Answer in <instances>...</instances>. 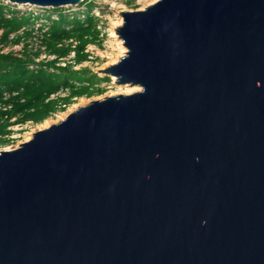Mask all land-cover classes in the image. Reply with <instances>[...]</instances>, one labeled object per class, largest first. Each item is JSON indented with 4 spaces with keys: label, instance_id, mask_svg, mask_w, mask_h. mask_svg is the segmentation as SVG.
I'll return each mask as SVG.
<instances>
[{
    "label": "water",
    "instance_id": "obj_1",
    "mask_svg": "<svg viewBox=\"0 0 264 264\" xmlns=\"http://www.w3.org/2000/svg\"><path fill=\"white\" fill-rule=\"evenodd\" d=\"M120 15L140 90L0 151V264H264V0Z\"/></svg>",
    "mask_w": 264,
    "mask_h": 264
},
{
    "label": "trees",
    "instance_id": "obj_2",
    "mask_svg": "<svg viewBox=\"0 0 264 264\" xmlns=\"http://www.w3.org/2000/svg\"><path fill=\"white\" fill-rule=\"evenodd\" d=\"M80 6H84L83 18L75 13H64L62 9L47 12L49 26L40 40L46 52L57 58L67 56L71 50L70 46L65 45V41H77L74 48V63L77 65L89 61V54L85 52L87 45H101L97 20L91 14L95 4L82 0ZM5 10L6 6L0 2V45H15L29 39L31 31L25 30L22 35L17 32L31 27L32 18L27 15H12L7 18ZM50 14H56L57 19L50 20ZM11 34L14 36L9 39ZM38 55L39 51H29L26 43L21 57L12 53H0V104L9 106L0 110V146L8 144L9 140L5 136L10 134V126L27 122L40 124L54 113L64 111V107L73 98H89L101 94L103 90L97 85L109 81V77L99 78L88 70L74 71L72 65L57 66L56 60L35 64L34 58ZM33 65L36 66L30 68ZM64 91L67 92L66 96H59ZM5 94L9 95L6 99ZM12 118L15 120L10 122Z\"/></svg>",
    "mask_w": 264,
    "mask_h": 264
},
{
    "label": "rangeland",
    "instance_id": "obj_3",
    "mask_svg": "<svg viewBox=\"0 0 264 264\" xmlns=\"http://www.w3.org/2000/svg\"><path fill=\"white\" fill-rule=\"evenodd\" d=\"M89 1L95 4V7L92 9V11L97 19V22L98 21L101 22L99 23L102 31V36H100L101 45L100 46L97 44L88 45L87 50L91 58L89 59L88 62H83L80 65L72 66V69L77 72H80L82 70H88L92 73H95L99 78L108 77L106 75L100 74L99 71L103 70L109 65L115 64L126 53V52L122 53V49L119 47L116 38L111 37L112 31H114L115 29L114 25L120 19L119 13L125 10L126 11L141 10L144 7L152 4L153 2H156L157 0H89ZM61 9L62 12L69 13L70 15L74 13L80 15L79 14L80 12L77 11L76 7H63ZM50 10L51 9H44L43 14L49 12ZM34 38H29L26 40L27 44H31L30 50H32V52L35 48L38 49V43L40 39V38L39 39L37 38L34 39ZM97 86L103 90L101 94H95L89 98L85 96L80 98H73L71 102L64 107V111L56 112L46 120L55 124L58 121H60L59 117L61 115L69 114L70 112L74 111L76 107L83 106L91 100H100L107 96L125 94L124 92L127 90L126 87L127 85L126 86L117 85L111 77H109L108 82H102ZM128 89H134V87L129 86ZM66 94L67 92L64 91L59 93V96L63 97L66 96ZM42 123L33 124L31 122H27L22 125H17V126L12 125L10 128V134L8 136L9 142L4 146H0V151L6 149L8 150L13 149L16 146H18V144L27 141V139L30 137L31 134L39 130V127L41 126Z\"/></svg>",
    "mask_w": 264,
    "mask_h": 264
},
{
    "label": "built area",
    "instance_id": "obj_4",
    "mask_svg": "<svg viewBox=\"0 0 264 264\" xmlns=\"http://www.w3.org/2000/svg\"><path fill=\"white\" fill-rule=\"evenodd\" d=\"M1 3L6 6L5 17H7V18H10L12 15L13 16L27 15V16H30L32 18L33 25L29 28L28 27L22 28L17 33L19 35H22L25 30H29L32 33L30 38H34V37H36L37 39L40 38L39 43H38V49L35 48L33 50V52L39 51V55L36 58H34L35 64H38L39 62H47V61L56 60L57 61L56 65L61 66V67H64L66 65H72V66L77 65L74 63V58H75V49L74 48L77 44V41H75L74 39H69L68 41L64 42L65 45L70 46L71 50H70L69 54L63 58H57L55 55H49L46 52L44 46L41 44V41H40L41 37L47 31L48 26H49V21L46 18L48 13L43 14V11H44L43 8L32 6V5H27V4L18 5L16 3H9V2H1ZM81 3H82V0H81ZM80 4L78 6H76V9H77V11L80 12L79 17L83 18L84 7L80 6ZM80 8H83V9H80ZM95 9H97V8H95ZM91 14L94 15L93 11L91 12ZM49 19L50 20H56L57 15L56 14H50ZM99 23H101V22L100 21L97 22V29L100 31V36H102V31H101V27H100ZM1 33H2V30L0 29V36H1ZM13 36H14V34H11L9 36V39H12ZM36 38H34V39H36ZM25 43L27 44L26 41H21L19 44H15V45H7V46L0 45V53H12L16 57H21L22 52H23V46ZM30 45L31 44H28V49H29V51L32 52V50H30ZM59 46H60V44H59ZM87 46H86L85 52L88 53ZM16 51H18V52H16ZM90 58L91 57L89 56V59ZM78 65H80V64H78ZM34 66H36V65H33L30 68H33ZM8 97H9V95H7V94L4 95V99H6ZM6 108H9V106H5V105L0 104V110H5ZM14 120L15 119L12 118L10 120V122H13ZM17 125H20V124H14L13 126H17ZM10 128H11V126L8 128V130H10ZM8 136H5V137L8 138Z\"/></svg>",
    "mask_w": 264,
    "mask_h": 264
},
{
    "label": "bare ground",
    "instance_id": "obj_5",
    "mask_svg": "<svg viewBox=\"0 0 264 264\" xmlns=\"http://www.w3.org/2000/svg\"><path fill=\"white\" fill-rule=\"evenodd\" d=\"M16 4H18V5H23V4H20V3H16ZM119 16H120V19H119L118 22L114 25L115 29H114V31H112V33H111V37L116 38L119 47L122 49V53H125V52H126V48H125V46L123 45L122 40L119 38V36H118L117 33H116V29L122 24V17H121V15H120V13H119ZM112 79H113L114 82H115L116 79H115L114 77H112ZM120 86H126V85H120ZM129 86H130V85H127V86H126V87H127V90L124 92L125 94H130V93H132V92H135V91L139 90V87H137V86H132V87H134V89H128ZM76 108H78V107H76ZM76 108H75V109H76ZM67 115H68V114H63V115H61V116L59 117V120H63ZM52 124H53L52 122L46 120V121H44V123L41 124V126L39 127V130L47 129V128H49ZM31 136H32V134H31L30 137L27 139V141L31 138ZM7 150H8V149H6V151H7ZM9 150H11V149H9Z\"/></svg>",
    "mask_w": 264,
    "mask_h": 264
}]
</instances>
